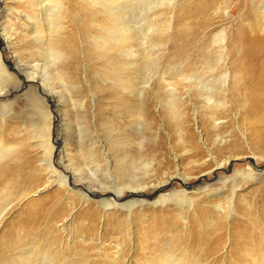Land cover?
Returning <instances> with one entry per match:
<instances>
[{
  "label": "rangeland",
  "instance_id": "rangeland-1",
  "mask_svg": "<svg viewBox=\"0 0 264 264\" xmlns=\"http://www.w3.org/2000/svg\"><path fill=\"white\" fill-rule=\"evenodd\" d=\"M223 1L216 2L219 10L202 16L194 9L204 0H175L172 7L158 0L157 8L141 3L145 12L137 10L135 21L124 24L122 18L117 22L119 8L110 0H0V55L9 76L0 97V142L15 149L21 144L0 160V168L9 169L0 173V264H155L170 257L178 264H241L234 254L245 255L248 248L242 249L240 236L264 240V159H254L250 145L253 130L264 136V115L251 117L241 98L225 101L213 80L221 74L213 70L221 72L233 59L231 40L242 23L244 0L228 6ZM247 2L259 13L262 0ZM123 26L127 36L119 31ZM225 29L230 50L220 61L214 38ZM26 73L38 75L40 83H27ZM207 87L223 107L209 106L202 90ZM33 102H42L41 113L50 121H37ZM212 116L221 127L213 128ZM49 127L59 173L81 162L83 140L96 139L114 163L127 154L151 164L150 176L171 173L170 188L160 195H170L172 202L154 209L150 203L159 196L154 191L145 194L149 206L112 211L101 199L90 197L89 205L80 198L79 178L66 190L58 181L49 184L45 173L40 186L26 185V193L12 187L10 179L28 150L42 156L43 149L33 146ZM35 128L41 132L36 136ZM236 138L244 144L241 156ZM209 151L231 161L222 169L203 166ZM114 166L115 177L124 180L121 167ZM236 176L237 195L231 182ZM183 191L185 197L175 196Z\"/></svg>",
  "mask_w": 264,
  "mask_h": 264
},
{
  "label": "bare ground",
  "instance_id": "bare-ground-1",
  "mask_svg": "<svg viewBox=\"0 0 264 264\" xmlns=\"http://www.w3.org/2000/svg\"><path fill=\"white\" fill-rule=\"evenodd\" d=\"M110 1L112 2V4L117 5L118 6L117 8H119V9H117V12H116L118 15L116 18L117 22H119L120 19L122 18V22H123V20H125V22H123L124 24L125 23L126 24L131 23V22L135 21L134 17H135V12L137 10H139L140 13L143 14L145 12V9H143L144 8L143 5H147L150 8H157V3H158V0L157 1L153 0L155 2H152L150 0H137L139 7L134 8L132 5V1H130V0H110ZM174 1L175 0H164V3H162L163 1L161 0V3H162L161 5L165 6V4L167 3L168 6L170 5V7H172L171 4L174 3ZM229 1H231V0H225L223 2H225L224 4L226 6H228ZM216 2H217V0H204V2L202 4H198V5L196 4L198 6V8L194 9V11L196 12L197 16L206 15L209 11H215V10L217 11L219 6L216 4ZM167 5H166V7H167ZM252 5L253 4L252 3L249 4V2H247V0L242 1V3H241V9L243 12L242 13V19H241L242 23H239L237 25V29L234 31V34H233V37L231 40V44L233 46V48H231V49L233 51L232 53L234 54L233 59L229 60V61H225L223 63V68H221V72H220V70H213L214 73H221L217 78H213V80L217 81V84L219 85L218 90H220V92H221L220 94L222 95V97L224 98L225 101H226V97L227 98L231 97L232 99L234 98V100H236V98H241L242 102L245 101L246 104L247 103L249 104L250 116L257 118L260 115H264V0H262V5L259 8H256L257 9L256 11H259V13L255 12V14H254V12H253L254 10L252 8ZM150 8H149V11H151ZM186 9H188V8H186ZM187 11H189V10H187ZM222 11H224V10H222ZM159 16H158V18H159ZM146 23H147V21H146ZM155 25L153 24V26H155ZM129 26H131V25H129ZM156 26H158V25H156ZM171 26H172V24L170 22V24H169L170 29H171ZM124 27L125 26H123L121 28L119 27V31L121 32L122 36H127L129 34V31H128V28H124ZM167 27H168V25H167ZM161 29L163 30V28H161ZM170 29H168V30H170ZM162 30H159V31L163 32ZM214 40H215V42H214L215 46L218 47L217 50H218V53L220 54V61H223V59H225L224 57L226 56L227 52L230 50V47H228L230 44L228 43L227 30L226 29L221 30L215 36ZM212 48H213V46H212ZM144 49H146V48H144ZM205 53L209 54L208 52H205ZM48 54L53 58L52 51H49ZM233 61H234V64H232ZM52 62H53V60H52ZM0 66H1V71L3 72V73H0V81H1V85H2V87L0 88V97H3L6 94V88H7L6 82H7V79L9 76L6 73H4L5 72V66L3 65V63H1V55H0ZM209 68H210V70H212L211 66ZM223 69H226V70H223ZM37 76L38 75H36L35 73H26L25 74L26 82L27 83H30V82L40 83V79H38ZM211 79H209V81L207 82L208 84L211 82ZM12 80L15 82L14 78H12ZM206 86H208V85H206ZM216 87H218V86H216ZM213 88H214V86H213ZM213 88L207 87L206 89H202L208 93L205 95V100H207V103L209 104V106L210 105L215 106L216 108L223 107L222 105H219L217 103L216 97L213 96L214 95L213 92L215 91V90L213 91ZM172 94H174V93H172ZM36 99H37V95H36ZM38 101H39V99H38ZM173 103H174V101H173ZM32 104H33L34 108L38 109V112H34V114L37 115V118H38L37 121L38 122L40 120L39 118H43L46 121L51 120L50 117H46V115L44 113H41L40 107H42V102L39 104H36L33 102ZM177 105L178 104H176L175 106L177 107ZM171 112H172V110H171ZM140 113H141V111H140ZM176 114H177V112H176ZM141 115H143V114H141ZM176 118H178V116H176ZM210 120L213 123V128L221 127V125H219V123H217L218 121L215 117L212 116ZM138 124L139 123H137V125ZM141 124H139V125H141ZM249 124H250V126H252V124H253L252 121H250ZM37 129L38 128L34 129L35 136H36V134L41 133ZM2 131L3 130L1 129L0 134L2 133ZM45 132L46 133L42 136L44 140L40 141L39 143H37L33 146L34 149H38V148L43 149L42 156L40 158L38 156L33 157L31 155V152L28 150L27 158L22 157L24 166H21L22 162L21 163L19 162L18 167L15 169L16 175L10 179L13 182L12 187H19L21 190H25V193H26L28 191V190H26L28 187V186L26 187V185L30 184V183H34L36 186H40L42 183L43 173H45L46 178H47V182L49 184L55 183L56 181H58L59 187L66 189V190L68 189L69 183L72 182V179L79 178L80 182H81L80 188H84V192H80L77 195L80 198H82L84 201H86L89 205H92L90 202V199H89L90 197L101 199L102 207L110 208V209H112V211L118 210V208H128L129 213L130 212L133 213L132 209H134L137 206H139V207L149 206L148 203L143 202V200H145V198H144L145 194H151L154 191H155V194H158L160 196V197L158 196V200L156 202L150 203V205L154 209L159 208V207L163 208L165 206H168V204L170 202H172V200H171L172 197L170 195H169V197H167L165 195H163V196L160 195V194L166 192L170 188L171 181L174 179L171 176V173L169 175L165 174V176L164 175L150 176L149 170H150L151 164H149V163L146 164V162L143 159H131V157H129L127 154H125L123 160H120V161L116 160L114 163V161H112L110 159V155L108 153H106V150L104 149V144L100 143L101 141H99V140L97 141L96 139H93V137H92L93 140L89 141L88 144L83 142L84 140L83 141L81 140L82 142L80 143V147H79L80 148L79 153H81V155L79 157L81 159V162L79 164H77V165L74 163L72 164L71 163L72 160L70 159V156L66 152L65 157L67 158L68 162L71 163V164H69L70 170L65 171L63 173H59L57 171V169H56L57 167L53 161V156H54L56 148H55V146L52 142V139H51V128L49 127L48 131L45 130ZM252 134H253V137L251 139L250 145H251L252 149L254 150L252 152L253 158L256 159V157L257 158L259 157L261 159H264V136L260 135L257 132V130H253ZM154 140H156V139H154ZM141 141H143V139ZM239 141L237 139V142H239ZM143 144L144 143H142V142H140L139 145L137 144L139 146L140 150H142ZM20 145L21 144L18 142V146H16L17 148L15 149V147L13 145H10V144L3 142V141L0 142V160L4 159L7 156V154H9V153L12 154L15 151H18L20 148ZM124 145H123V147H127ZM243 145L244 144L240 143V146H238V145L236 146V151H237V154L239 156L243 155L245 152ZM119 146H121V144ZM146 146H149V145L146 144ZM121 148H122V146H121ZM116 150H117V147H116ZM108 151H110V150L108 149ZM209 153H210V151H209ZM138 154H140V153H138ZM143 155L144 154H142L141 156H143ZM158 155L160 156V154H158ZM114 157H115V155H114ZM161 157H159V158H161ZM209 157H211V159H205L201 165L209 166V165L213 164L216 168L222 169L227 165V163H229L231 161V159L218 160L217 158L213 157V155L211 153L209 154ZM165 161H166V159H165ZM114 165L117 168L121 167V171L125 176L124 180H119V178L115 177L114 171L117 172L119 169L114 170L112 168ZM162 165H163V163H162ZM115 166H114V168H115ZM159 166H161V165H159ZM249 167L250 166L248 165V168ZM8 170L9 169L5 168V167L0 168V173L7 172ZM179 170H180V167H178L177 175L179 174ZM261 171L264 172V170H261ZM138 172L140 174H142V173H144V174L139 175ZM248 173L250 175L253 174L251 169L248 171ZM177 175H174V176H177ZM9 176H10V174L8 172L5 174L4 177H2V179L3 178H9ZM179 177L183 178L184 182L186 181V177L183 176L182 174H179ZM237 177L238 176H236L231 181L232 182V188H233L232 190H233L235 195H237V192H236L237 188L241 187L240 184L238 182H236V180L238 179ZM261 178L264 179V173L261 174ZM39 183H40V185H38ZM91 184H95V185L92 186ZM125 190L127 192H125ZM69 192H71V191H69ZM175 196L181 197V198L185 197L186 192L183 191L181 194H176ZM74 198L75 197H72V200H71V206L72 207L76 205V200ZM181 203L185 204L182 201H181ZM90 209L91 208H89V210ZM89 210H87L86 212L89 215L91 214L90 215L91 220L93 218H96V215H97L96 212H89ZM132 213H131V216H132ZM168 222H170V221H168ZM260 225H261L262 231L264 232V209H263V214L261 216ZM240 238H242V240L244 242V247L242 249L248 248V251L245 252V255H241L240 253L234 254V255H236L239 262L241 264H264V240H262L258 235H255V234H242L240 236ZM155 264H178V262H176L173 257H170L167 259L162 258L160 261H158Z\"/></svg>",
  "mask_w": 264,
  "mask_h": 264
}]
</instances>
